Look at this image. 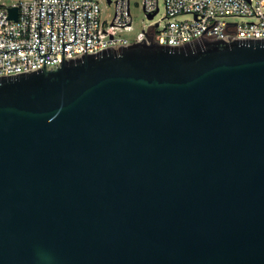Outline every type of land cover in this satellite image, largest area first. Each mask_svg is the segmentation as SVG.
Masks as SVG:
<instances>
[{"label": "water", "instance_id": "1", "mask_svg": "<svg viewBox=\"0 0 264 264\" xmlns=\"http://www.w3.org/2000/svg\"><path fill=\"white\" fill-rule=\"evenodd\" d=\"M64 27L57 63L41 7L5 49L44 65L0 76V264H264V37L87 52V9L65 56Z\"/></svg>", "mask_w": 264, "mask_h": 264}, {"label": "built area", "instance_id": "2", "mask_svg": "<svg viewBox=\"0 0 264 264\" xmlns=\"http://www.w3.org/2000/svg\"><path fill=\"white\" fill-rule=\"evenodd\" d=\"M161 2L164 4L165 13L161 19L154 21L161 11ZM115 3V13L109 24L101 19L102 8L98 0H21L19 3L0 5V76L44 65V55H39V48L5 51L23 46L39 47L40 7V53L47 52V64L62 61L63 7L64 43L74 40L76 8V38L75 41L65 44V56L86 52L87 9V52L112 44L143 40L148 36H153L162 44L178 45L200 36L264 37V0H143L147 16L154 13V22L138 32L134 38L118 33L132 28L131 0H115ZM12 7H17L16 18L11 17ZM183 16L191 18H181ZM236 18L242 20L237 21Z\"/></svg>", "mask_w": 264, "mask_h": 264}, {"label": "rangeland", "instance_id": "3", "mask_svg": "<svg viewBox=\"0 0 264 264\" xmlns=\"http://www.w3.org/2000/svg\"><path fill=\"white\" fill-rule=\"evenodd\" d=\"M21 0H0V5L5 4H14L19 3ZM100 2V6L102 8L101 11V19L105 21V23L109 24L110 21L113 19L116 3L115 0L109 3L108 0H98ZM131 12L133 16L132 28L130 30H122L118 32L122 36H126L129 38H134L136 34L142 31L146 26L154 22L155 20L161 19V17L165 13L164 4L161 2V11L156 16L154 21L147 16L143 8V0H131ZM181 18H191L190 16H183ZM237 21H241L242 19L236 18ZM166 21V20H165Z\"/></svg>", "mask_w": 264, "mask_h": 264}]
</instances>
